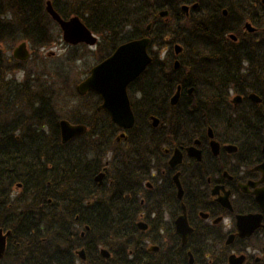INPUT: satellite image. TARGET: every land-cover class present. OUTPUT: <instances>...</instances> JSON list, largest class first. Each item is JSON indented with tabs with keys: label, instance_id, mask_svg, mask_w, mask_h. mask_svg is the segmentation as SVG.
<instances>
[{
	"label": "trees",
	"instance_id": "trees-1",
	"mask_svg": "<svg viewBox=\"0 0 264 264\" xmlns=\"http://www.w3.org/2000/svg\"><path fill=\"white\" fill-rule=\"evenodd\" d=\"M46 1L0 0V228L9 230L0 264H78L80 248L85 264H188V252L199 264H225V253H216L212 243L205 248L190 236L182 245L175 233L180 200L164 148L196 139L205 144L208 128L221 143L261 142L264 34L242 36L241 29L246 20L257 28L264 24L262 0H50L61 17L79 16L100 37L98 61L122 42L150 37L152 61L127 88L135 122L120 147L115 134L121 129L98 109L97 94L87 93L81 108L61 111L50 78L44 95L33 90L30 76L22 82L8 76L20 61L2 45L55 41ZM195 2L187 15L180 9ZM161 10L168 12L163 18ZM229 33L240 37L233 41ZM166 37L183 48L177 69L170 56L167 65L151 50ZM178 85L182 95L171 105ZM231 89L242 95L241 103L230 102ZM250 92L261 101L249 100ZM152 116L160 120L156 127ZM61 118L85 124L87 131L63 143ZM104 168L98 185L95 177ZM181 180L187 190L183 172ZM147 181H159V191L146 190ZM186 190L182 201L190 219L201 208L194 204L192 211ZM141 218L146 230L137 227ZM150 244L159 249L148 251Z\"/></svg>",
	"mask_w": 264,
	"mask_h": 264
},
{
	"label": "flooded vegetation",
	"instance_id": "flooded-vegetation-1",
	"mask_svg": "<svg viewBox=\"0 0 264 264\" xmlns=\"http://www.w3.org/2000/svg\"><path fill=\"white\" fill-rule=\"evenodd\" d=\"M190 9L187 13L190 12ZM250 23L252 24V22ZM259 29L256 27L254 31L249 32L246 31L243 24L241 35L247 36L259 31L262 32V29ZM239 37V35L236 36L234 41L238 40ZM182 53L183 48L177 54L174 51L173 56L175 59H178ZM181 89L180 86V95H182ZM187 93H191L189 89ZM229 100L233 104L230 96ZM241 101L242 98L233 105H237ZM206 136L207 142L205 144H202L200 141L196 145L200 150L201 159H197L193 155H188L184 150L185 147H181L183 153L181 163L174 168L170 167L172 171L171 177L176 172H179V180L183 188L184 196L186 189L181 182V173L183 172V178L185 177V185L187 188L186 191L189 201L192 204V211L195 212L196 210V207L193 206L194 204H199L201 208L196 210L193 216H191L190 221L187 215L186 205L180 200V209L182 211L181 205L183 202L187 220L192 227L188 238L192 236L195 244H201L205 248H207V244L212 243L213 246H216V253L219 255L225 253L226 262L230 254H235L237 256H244V264H264V210L257 202L256 195L254 194V191L258 190L264 193V174L258 168L264 162L262 139L259 144H234L221 143L213 136V139L219 142L218 148L214 151L210 145L209 136L207 134ZM175 147L172 149H164V153L168 158ZM159 184V181L156 184L147 181L145 189L153 190V194L156 190L159 191L157 187ZM173 184L175 185L174 181ZM226 193H228V199L232 209H229L223 204ZM248 213L261 214V225L248 237H241L238 235L236 228V215ZM228 217L232 219V222L227 224L225 221ZM192 222L196 227H194ZM229 237H231V241L227 242ZM209 239H211L210 242ZM84 258H86L85 251Z\"/></svg>",
	"mask_w": 264,
	"mask_h": 264
},
{
	"label": "water",
	"instance_id": "water-1",
	"mask_svg": "<svg viewBox=\"0 0 264 264\" xmlns=\"http://www.w3.org/2000/svg\"><path fill=\"white\" fill-rule=\"evenodd\" d=\"M264 1V0H263ZM197 6V3L193 7ZM182 10L186 13L188 12L189 6L182 5ZM46 11L51 16V18L58 24L62 32V39L70 44L76 45L79 43H84L89 46L96 45L98 41V36L94 34L78 16H71L69 18H62L52 7L50 0L46 1ZM223 14H226V11H223ZM161 16L167 15V11H161ZM245 28L247 31L252 32L255 30L254 26L251 23L246 22ZM149 28V26H147ZM264 30V28H263ZM233 40L236 37L233 34L229 35ZM149 37H141L132 40L125 41L119 44L113 52L108 55L106 58L95 64L90 68L89 74L81 80L75 87L76 92L79 95H84L87 92L96 93L100 99L101 103L98 106V109L104 110L110 117L111 121L116 124L118 127L123 130H128L132 128L135 117L131 108L130 99L127 93V86L132 82L136 77H138L151 62L152 57L147 51V46L149 44ZM181 47L175 45V53H179ZM12 56L18 60H26L29 58L30 53L27 48V43L25 41L20 42L12 51ZM178 60H175L174 67L177 68ZM191 92V89H189ZM180 86L177 87L176 92L170 99V103L174 105L179 98ZM241 96L236 95L233 99L235 103L240 100ZM249 98L255 102H259L261 99L254 93L249 94ZM159 119L155 116H152V125L157 126ZM59 134L61 141L63 143L68 142L70 139L83 135L87 127L84 124H73L67 119L59 120ZM208 136L213 137V132L209 128ZM122 137L125 136V133L120 134ZM119 139V138H118ZM195 145L199 144L198 140H195ZM190 145L186 148L188 155H193L197 159H201L200 150L195 146ZM210 145L216 151L219 146V143L211 139ZM262 150L264 152V134L262 141ZM182 151L181 148H175L172 155L168 160L170 167L174 168L179 165L182 161ZM258 168L264 174V162L261 163ZM104 176V171L98 173L95 177L98 185L102 183ZM173 181L177 188V197L178 199L182 198L183 189L179 181V172H176L173 175ZM256 195V200L259 205L264 210V193L261 191H254ZM223 204L231 209V204L228 199V193L225 194ZM182 213L178 215L174 220V226L176 233L181 237L182 243L186 242L187 236L192 231V227L189 225L185 205L182 203ZM261 214H238L236 215V228L238 235L241 237H248L252 232L261 225ZM137 226L140 229H146L147 224L144 221H139ZM9 235V231H3L0 228V260L2 259L5 249H6V240ZM231 241V237L227 242ZM158 246H150L149 250H157ZM78 254L84 259V250L81 249L78 251ZM101 254L105 257L109 256V253L106 249H101ZM244 256L230 254L228 256V264H243ZM189 264H194V259L189 253Z\"/></svg>",
	"mask_w": 264,
	"mask_h": 264
},
{
	"label": "rangeland",
	"instance_id": "rangeland-1",
	"mask_svg": "<svg viewBox=\"0 0 264 264\" xmlns=\"http://www.w3.org/2000/svg\"><path fill=\"white\" fill-rule=\"evenodd\" d=\"M45 9V7H44ZM48 14V13H47ZM49 15V14H48ZM264 26H260L261 28ZM55 32L53 37L55 36V41H53L48 46H34L31 41L25 40L27 42L28 50L30 56L26 60H22L19 62V65L13 70L11 76L16 79V82H22L25 80V76L28 75L31 77V81H34L35 87L34 91H38L41 94L45 95V78L51 79L53 86L58 89L59 99L62 109L61 111H69V107L71 108H81L88 99L86 96H79L75 90L76 85L87 76L90 68L98 62L102 53L100 50L102 45L100 44V37L98 36V43L96 46H88L86 44L79 45H70L66 43L62 39L61 30L58 25L54 23ZM171 39L166 37L163 39L161 44L154 43L151 50L154 52L159 59L167 60L168 65V56H170L171 63L175 59L174 55V44H170ZM21 41L15 42L13 45H2L1 48L5 50L7 55L12 54V50L16 47ZM12 46V47H11ZM72 46L77 47V50L71 49ZM101 47V48H100ZM78 54L79 56H76ZM181 56V55H180ZM179 56V57H180ZM178 59L181 61V57L183 60V56ZM170 66H172L170 64ZM49 69L53 74L49 72ZM51 74L52 76H45L47 74ZM37 90H36V89ZM31 95L28 99L32 96ZM230 97L233 98L235 92L233 89L229 91ZM35 99V98H34ZM24 100V99H23ZM68 108V109H67ZM72 109V110H74ZM60 111V110H59ZM28 111L25 114L28 116ZM26 118V117H25ZM121 131L115 134V140L119 142V146L123 145V137L120 135ZM119 138V139H118ZM104 170H101L102 172ZM106 171V169H105ZM104 171V174H105ZM99 172V173H100ZM167 215V214H166ZM168 218V216H166ZM232 219L230 217L227 218L225 223H231ZM78 264H85L82 260L77 256Z\"/></svg>",
	"mask_w": 264,
	"mask_h": 264
},
{
	"label": "bare ground",
	"instance_id": "bare-ground-1",
	"mask_svg": "<svg viewBox=\"0 0 264 264\" xmlns=\"http://www.w3.org/2000/svg\"><path fill=\"white\" fill-rule=\"evenodd\" d=\"M224 10L226 11V9H223V10H222V13H223Z\"/></svg>",
	"mask_w": 264,
	"mask_h": 264
}]
</instances>
